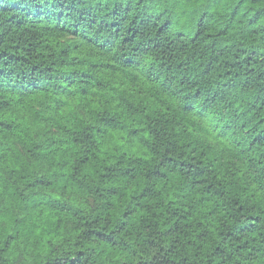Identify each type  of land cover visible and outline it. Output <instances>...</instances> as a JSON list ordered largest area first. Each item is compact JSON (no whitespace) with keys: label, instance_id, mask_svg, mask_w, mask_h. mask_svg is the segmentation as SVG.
<instances>
[{"label":"trees","instance_id":"1","mask_svg":"<svg viewBox=\"0 0 264 264\" xmlns=\"http://www.w3.org/2000/svg\"><path fill=\"white\" fill-rule=\"evenodd\" d=\"M0 264H264V0H0Z\"/></svg>","mask_w":264,"mask_h":264}]
</instances>
